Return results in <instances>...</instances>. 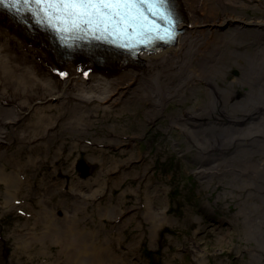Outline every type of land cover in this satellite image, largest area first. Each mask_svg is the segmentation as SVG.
I'll list each match as a JSON object with an SVG mask.
<instances>
[{"label": "bare ground", "instance_id": "6f19581e", "mask_svg": "<svg viewBox=\"0 0 264 264\" xmlns=\"http://www.w3.org/2000/svg\"><path fill=\"white\" fill-rule=\"evenodd\" d=\"M172 4L181 20L177 38L169 46L141 50L134 57L107 47L95 48V44L94 48L86 49L85 41L78 43L71 56L61 57L58 46L46 33H33L0 8V190L3 189L0 196H5L0 201V218L14 209L19 211L13 216L19 213L28 216L18 204V199L29 193V189L23 190L25 182L21 179L27 161L22 159L20 168L12 161L21 159L18 157L23 151L47 145L58 136L55 133L64 131L63 127L91 131L98 113L110 115V110L127 97V90L152 103L149 116L146 115L152 120L154 117L150 115L155 108L175 98L183 101L188 96L186 92H195L201 83L206 93L201 107L171 114L172 123L179 125L188 137L185 147L188 151H179L176 156L180 154L196 163L194 174L211 190L210 194L220 184L227 186L226 193H213L215 204L221 202V206L229 208L227 200L237 198L234 191L250 190V186L253 194L264 198V89L260 87L264 84V14L253 17L244 11L255 9L253 0H172ZM225 22L235 29H225ZM208 24L221 26V33L218 29L216 35L209 37L206 32H211L212 27ZM235 65L240 72L235 70L231 74ZM242 84L247 90L239 94ZM255 99L263 101L262 106ZM119 142L111 136L106 143L117 148ZM247 159L251 161L246 162ZM34 162L40 164V157L34 158ZM117 172L115 168L100 174L104 179L105 175ZM235 176L238 179L245 176L244 181L235 180ZM46 202L40 198L36 208L39 216L34 215L32 227L21 221L22 234L18 237L15 233L16 257L28 250L25 247L39 243L36 253L49 256L40 264H72L76 254L85 251L90 253L86 264H124L122 255L116 257L111 253L110 239H90L85 230L71 225L73 214L51 213L50 208L45 211L50 206ZM233 211L236 223L241 218L243 222L249 220L246 213L250 211L243 208ZM144 216L151 220L156 243L160 229L168 222L165 210L151 206ZM261 217L264 218V213L256 215L253 210V222L258 226L254 239L258 245L251 250V264H264ZM227 222L230 223L228 219L221 221L224 225ZM76 233L85 238L76 239ZM89 234L94 237L91 231ZM117 244L120 245L119 240ZM197 244L193 242L192 251L197 262L202 263L207 253L200 252ZM52 245L61 250L53 252ZM60 251L66 255L64 261Z\"/></svg>", "mask_w": 264, "mask_h": 264}, {"label": "rangeland", "instance_id": "374dc122", "mask_svg": "<svg viewBox=\"0 0 264 264\" xmlns=\"http://www.w3.org/2000/svg\"><path fill=\"white\" fill-rule=\"evenodd\" d=\"M253 7L256 10L244 11L253 17L264 14V0H253ZM235 22L239 23V20ZM225 24V29H235L231 23ZM209 26L212 27L211 32H206L209 37L216 35L218 29L221 33V26ZM235 70L240 72L235 65L231 74ZM263 85L260 87L264 89ZM243 86L239 87V94L247 90V86ZM254 86L257 89V85ZM203 87L201 83L195 92L187 91L188 96L183 101L175 98L155 108L150 115L154 117L152 120L148 118L152 103L138 98L133 90H127V97L113 111L110 110V115L98 113L91 131L63 127L64 131L55 133L58 136L47 145L32 146L21 153L18 157L21 159L12 160L19 168L22 159L27 161V170L21 179L25 182L23 190L29 189V193L18 199V204L28 216L20 213L13 216L18 210L14 209L0 218V264H17V261L40 264L49 258L43 252L36 253L39 243L31 248L22 244L28 250L22 252V256L17 254L16 257L15 254L18 248L15 233L18 237L22 234L23 220L28 227L33 226L40 198L50 205L45 207V211L50 208L51 213L73 214L71 225L80 231L85 230L90 239H110L111 253L116 257L122 255L124 264H251V250L258 245L254 239V230L258 226L253 222V210H256V215L260 213L263 216L264 198L253 194L250 186V190L234 191L237 198L227 200L229 208L221 206V202L215 204L212 201L217 194L226 193L227 186L220 184V188L210 194L211 190L194 174L196 163L180 157V154L176 156L179 151H188L185 148L188 137L179 125L172 123L171 114L200 108L206 100ZM253 101L259 106L263 104L260 100ZM113 135L120 136V139ZM111 136L120 140L117 148L106 143ZM37 156L40 164L34 162ZM115 168H118L116 174L105 175L104 179L101 177V172ZM238 178L235 176L234 179L242 183L245 176ZM88 186L91 189L88 190ZM4 197L0 196L1 202ZM243 202L245 205L240 206ZM151 206L165 210L168 219L160 229L156 243L151 233V220L144 216ZM239 208L250 211V214L246 213L248 221L243 222L241 218L236 223L232 219L233 210ZM120 214L124 215L117 221ZM227 219L230 223H221ZM13 225L17 227L11 229ZM98 229L100 233L95 232ZM75 236L80 240L85 238L77 233ZM193 242L198 243L200 252L207 253L206 261L197 262L192 251ZM59 249V246H51L53 252L58 253ZM60 252L64 261L66 255ZM88 254L89 251L77 253L73 263L86 264Z\"/></svg>", "mask_w": 264, "mask_h": 264}, {"label": "snow or ice", "instance_id": "6c2138e0", "mask_svg": "<svg viewBox=\"0 0 264 264\" xmlns=\"http://www.w3.org/2000/svg\"><path fill=\"white\" fill-rule=\"evenodd\" d=\"M26 5L62 39L76 40L90 36L95 40L116 44L110 37L136 39L148 45L154 40L171 42L176 24L172 0H0V5L19 12ZM149 14L151 19L149 18ZM161 24H165L161 30ZM132 29L129 35L128 30ZM132 48L133 44L120 43Z\"/></svg>", "mask_w": 264, "mask_h": 264}, {"label": "water", "instance_id": "95a60500", "mask_svg": "<svg viewBox=\"0 0 264 264\" xmlns=\"http://www.w3.org/2000/svg\"><path fill=\"white\" fill-rule=\"evenodd\" d=\"M116 51H119V52H121V53H125V52H123L122 50H118V49H115Z\"/></svg>", "mask_w": 264, "mask_h": 264}, {"label": "flooded vegetation", "instance_id": "af4514ba", "mask_svg": "<svg viewBox=\"0 0 264 264\" xmlns=\"http://www.w3.org/2000/svg\"><path fill=\"white\" fill-rule=\"evenodd\" d=\"M246 157V156H245ZM244 159V158H243Z\"/></svg>", "mask_w": 264, "mask_h": 264}]
</instances>
